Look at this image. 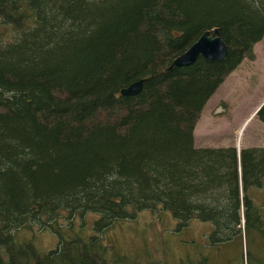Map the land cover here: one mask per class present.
<instances>
[{
	"label": "trees",
	"instance_id": "1",
	"mask_svg": "<svg viewBox=\"0 0 264 264\" xmlns=\"http://www.w3.org/2000/svg\"><path fill=\"white\" fill-rule=\"evenodd\" d=\"M214 26L225 58L169 66ZM263 34L264 0H0V264H125L104 232L145 208L211 222L213 243L243 236L247 264H263L250 245L264 242L251 192L264 145L238 154L193 137ZM255 115L264 123V102ZM27 228L50 229L56 246L18 239Z\"/></svg>",
	"mask_w": 264,
	"mask_h": 264
},
{
	"label": "rangeland",
	"instance_id": "2",
	"mask_svg": "<svg viewBox=\"0 0 264 264\" xmlns=\"http://www.w3.org/2000/svg\"><path fill=\"white\" fill-rule=\"evenodd\" d=\"M253 51L254 57H244L205 102L193 128L195 146L264 145V123L255 115L264 99V34L253 44ZM251 192L256 205L264 209V181ZM76 226L79 231L80 221ZM211 228V222L197 218L179 225L169 210L145 208L115 221L103 240L111 241L119 257L126 256L121 257L125 264H188V258L195 264L204 262L202 254L208 256L207 264H247L245 238L213 243L208 239ZM18 233V239H32L41 251L57 244V235L50 229L27 228ZM250 247L254 262L259 253L264 264V242L252 241Z\"/></svg>",
	"mask_w": 264,
	"mask_h": 264
},
{
	"label": "water",
	"instance_id": "3",
	"mask_svg": "<svg viewBox=\"0 0 264 264\" xmlns=\"http://www.w3.org/2000/svg\"><path fill=\"white\" fill-rule=\"evenodd\" d=\"M228 52V46L222 38L219 28L214 26L212 29H204L189 46L172 58L169 66L192 64L198 56L209 60H222L227 56ZM142 82V78L133 80L123 85L119 92L123 95H135L141 90ZM263 102L264 100L261 104ZM260 105L256 108L255 112L259 109ZM237 151L239 154L240 149L237 148Z\"/></svg>",
	"mask_w": 264,
	"mask_h": 264
},
{
	"label": "crops",
	"instance_id": "4",
	"mask_svg": "<svg viewBox=\"0 0 264 264\" xmlns=\"http://www.w3.org/2000/svg\"><path fill=\"white\" fill-rule=\"evenodd\" d=\"M263 100H264V99H263ZM263 100H262V101H263ZM203 146H211V145H203Z\"/></svg>",
	"mask_w": 264,
	"mask_h": 264
}]
</instances>
